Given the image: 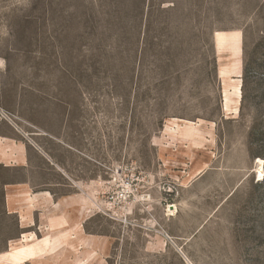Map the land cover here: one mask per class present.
<instances>
[{
	"label": "rangeland",
	"instance_id": "obj_1",
	"mask_svg": "<svg viewBox=\"0 0 264 264\" xmlns=\"http://www.w3.org/2000/svg\"><path fill=\"white\" fill-rule=\"evenodd\" d=\"M7 125L64 143L76 220L23 264H264V0H0ZM19 178L0 254L49 232L6 214Z\"/></svg>",
	"mask_w": 264,
	"mask_h": 264
},
{
	"label": "crops",
	"instance_id": "obj_2",
	"mask_svg": "<svg viewBox=\"0 0 264 264\" xmlns=\"http://www.w3.org/2000/svg\"><path fill=\"white\" fill-rule=\"evenodd\" d=\"M7 126L11 133L0 134V167L11 172H16L20 178L16 181H10V183L5 185L6 188L4 187V207L6 214L16 215L17 225L21 230L31 229L35 226V215H40L39 221L45 229L46 226L48 227L49 232L39 239L43 240L48 237L51 245L54 239L62 240L58 232L70 229L69 222H72L71 219L73 218L72 209L69 207L71 203L70 198L62 197L61 199L55 200V195L49 191L52 176H58L63 181H71V179L67 177L66 172L54 161L53 155L51 157L49 153L53 152L50 150L53 146H51V144L59 147L66 146L56 135L53 136L42 130H40V133L32 136L39 145L31 143L30 139H28L25 134H21L18 130L9 125ZM57 185L59 184L57 183L56 186ZM7 186H21L25 189L30 197L31 210L33 212L31 210L25 212L26 210L23 209L24 212L22 216L20 212L18 214V211L11 212L7 198ZM65 207L68 208L69 215H62L59 213V210ZM78 222V232L82 233L80 226L81 222L79 220ZM58 225L60 227H58ZM51 231L53 233H51ZM23 235L29 238L34 236L32 234ZM20 238H22V235Z\"/></svg>",
	"mask_w": 264,
	"mask_h": 264
},
{
	"label": "bare ground",
	"instance_id": "obj_3",
	"mask_svg": "<svg viewBox=\"0 0 264 264\" xmlns=\"http://www.w3.org/2000/svg\"><path fill=\"white\" fill-rule=\"evenodd\" d=\"M237 41L238 39H236L233 35H227L225 37L221 35H217L216 45L219 46L220 48L221 46L231 47ZM229 54L234 55L233 50H231ZM225 73L226 72L224 70H221L220 76L224 77ZM257 175L259 179H263L264 177V172H263V168L261 167V165L258 168ZM7 198H8L9 208L11 212L18 211V214L20 212L22 216L24 212L23 209L26 210L25 212H29V210H31L32 208L30 197L28 193L25 191V189H23L21 186L10 187L7 193ZM71 220L72 222L71 221L69 222V226H70V229L72 228L74 229V226L76 225V220L74 217ZM58 227L60 226L58 225ZM43 241L44 243L36 239V240L29 242L25 240V235H22V238L20 241L9 244L7 252L0 254V264H23L30 260L36 259L39 255L44 253L45 250H47L46 247L50 245V241L48 237H46ZM44 246L45 248L43 249L42 247Z\"/></svg>",
	"mask_w": 264,
	"mask_h": 264
}]
</instances>
